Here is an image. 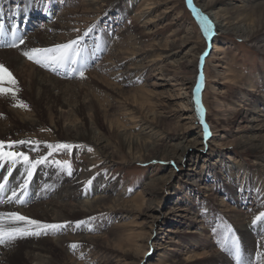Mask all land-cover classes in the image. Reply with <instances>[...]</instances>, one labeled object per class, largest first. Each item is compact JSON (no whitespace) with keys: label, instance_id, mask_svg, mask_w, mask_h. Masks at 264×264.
<instances>
[{"label":"bare ground","instance_id":"obj_1","mask_svg":"<svg viewBox=\"0 0 264 264\" xmlns=\"http://www.w3.org/2000/svg\"><path fill=\"white\" fill-rule=\"evenodd\" d=\"M73 1L77 3L62 7L56 20L33 30L28 15L52 17L54 0H0V23L8 31L5 42L11 41L12 25L25 41L18 48L0 46V63L12 72L18 86L15 96L0 95V140L68 143L91 149L71 175L54 163L37 165L26 202L0 204V211H16L44 223L68 222L57 232L0 245V264H231L221 249L213 248L210 223L202 215L210 212L222 215L234 227L244 257L254 256L257 244V251L264 252V219L252 226L254 217L264 212V69H257L253 77L239 78L229 98L215 103L213 115L221 118L210 123L206 120L210 106L208 112L197 104V84L202 87L204 83L197 71L201 41L195 40L187 53H181L186 37L160 36L155 23L159 14L152 16L160 0H121V4L119 0ZM196 1L216 24L218 34H232L264 56V0H238L240 6L223 13L215 11L210 2ZM110 7L122 19L131 15L153 38L145 36L144 40L136 33L137 26L130 36L114 34L109 27L104 38L110 46L101 61L97 59L104 48L97 40L92 44L95 48L85 51V65L98 63L83 78L77 74L64 79L67 73L51 74L22 55L30 48L73 39L78 32L74 30ZM232 11L237 12L235 21ZM75 22L82 25L75 26ZM228 44L215 37L212 48L222 51ZM207 62L203 76L210 81L213 76ZM216 65L212 66L215 72ZM221 74L225 83H235L229 68ZM2 86L11 87L6 82ZM19 102L27 107L15 106ZM43 124L50 133L39 135ZM204 125L212 132L208 140ZM233 143L236 150L247 152V159L229 148ZM207 144L215 145L205 153ZM34 146L17 145L14 150L27 152L32 159L49 151L44 143L38 151L31 150ZM51 156L48 159L53 161ZM166 158L180 166L189 161L180 177L183 189L170 184L164 193L162 186L168 176L159 174L146 178L139 195L126 198V191L117 189L119 177L97 172L98 167H110L118 160L148 165L151 160ZM7 174L6 167L0 168V181ZM24 175L23 166L18 165L9 176V189L18 188ZM183 190L189 194L181 199ZM8 195L11 191L5 200ZM196 197L207 201L206 208H200ZM156 202L157 208L153 206ZM101 211L130 220L90 231H84V225L76 226L81 218ZM133 218L140 220L131 221ZM73 243L78 247L72 249ZM152 244L157 245L153 257L147 253ZM81 254L87 259L78 260Z\"/></svg>","mask_w":264,"mask_h":264},{"label":"rangeland","instance_id":"obj_2","mask_svg":"<svg viewBox=\"0 0 264 264\" xmlns=\"http://www.w3.org/2000/svg\"><path fill=\"white\" fill-rule=\"evenodd\" d=\"M31 1L34 2L36 0H31ZM69 1L70 2L68 3V2H66V0H54V3H55L54 4V14L50 18H47V17L39 18L38 15L36 16L35 14L34 15H32V14L28 15V16L32 17V19H29L30 22L33 24L32 29L33 30L43 29V27H45V25L51 23L53 18L56 20V17H57L56 14L59 13V11H60V9H62V7L67 8L69 5L72 6L73 4L77 3V1L76 2L73 0H69ZM171 1L172 0H164V1L160 0V4L152 12L153 17L156 15V13L159 14V16L155 19V21H157L155 23H157V25L159 26L158 31L160 30L157 33H160L161 37H163V36L165 37L169 34L174 35V36L176 35L180 38L186 37L184 39V43H183L181 50H180L181 53H185V52L187 53L189 50V47L191 46V44L195 40L199 39L201 41L202 47L199 51L200 55L199 56L197 55V59L199 61H201L200 58L202 55L204 56V59H203V61H201L197 71L201 75L200 78L202 77L201 80H203L204 83H203V86L201 87V89L199 90L200 96H199L198 100H199V104L204 106L205 109L207 108L208 112H209L208 106H210V114L207 115L208 118L206 120H208L211 123V121L217 120L218 118L219 119L221 118L219 116L215 117L213 115V110H215V103L217 101L222 102L226 98H229V96L231 95L230 92L233 93L235 88H237L239 78H244L245 76L253 77L255 75V73L257 72V69H259V68L264 69V60H263L264 56H262L257 51H254L251 47H249L246 44L245 41H243L240 38H235V36H233L232 34H228V33L218 34L216 24H214L211 17L201 9V7L198 5L196 0H192L193 6L199 12L206 15L209 18V20L212 22V28L209 31L207 36H205L204 31L202 30L196 16L193 14L192 9L186 3V0H177L178 3L175 5L172 4ZM122 2H123V0H122ZM204 2L212 3L214 10L219 11L220 13H223L224 11H228V9L231 8V6L232 7L235 5L240 6L242 4L238 0H204ZM118 4H121V0H119ZM10 5H12V4L10 3ZM1 8L3 10H5L6 6L2 5ZM108 9H109L108 12H106V10L103 11L104 13H102L99 16L97 15L96 18H94L91 22L84 25L77 32V35H83L85 33V31H87L90 27H92L94 25V27H92V31L89 32V34L84 38L83 46L85 47V51H88V49H89V51H91L92 48L96 47L93 45H95L96 42L98 41L99 46L104 48V49H101V51H100L101 57H99V59H97V60H99V62L101 61V58H103V56L105 54V53H103V51H105V49H107V47L109 48V46H110L108 44V42L105 41V38H104L105 37L104 33L107 32L109 27L114 30V34H115V32H117L118 34L125 33L127 36H130V33H134L133 28H135L137 26L136 33L139 36L144 37V40L153 38V34L151 35V34L147 33V30L145 29V27H138L140 22L139 21H138L139 23L136 22L131 15H128V17L126 16L124 19H122L120 14L118 13V11H116V10L113 11L111 7ZM163 9H164V12H162ZM231 14L234 15V16H232L233 17L232 20L235 21L236 16H237V12L232 11ZM75 17H76V15L73 16V18H75ZM73 25L79 27L82 24L79 22H75ZM186 32H188L187 35H186ZM74 33H76V32H74ZM256 34H259V33L257 32ZM77 35L73 39H75L77 37ZM145 36L147 37V39H145ZM187 37H189V38H187ZM215 37L222 38L223 41H226L227 43H229L228 47H225L222 51H220L217 48H212V42H213V39ZM141 39L143 40V38H141ZM95 40H97V41H95ZM47 47H50V46H47ZM38 48H44V47H38ZM205 53H207V54L204 55ZM188 54L190 55L191 52ZM261 57L263 59H261ZM206 59L209 60V62H207L208 63L207 65L209 67L208 70H210V75L213 76L212 80H210V81H207L205 79V77L203 76L204 70L206 69V64H205L206 62L204 63V61H206ZM97 63L96 62H90L89 64H87L86 67L84 68V72L94 69V67ZM213 65H216V66H214L216 68L215 69L216 72L213 71L214 70L212 67ZM228 68L235 74V78H234L235 83L233 85L232 84L229 85V84L225 83L224 81L226 79L221 74V71L226 70ZM47 71H50V70H47ZM217 71H219L220 73ZM50 73L53 74L54 72L50 71ZM52 76L56 77V75H52ZM75 76L74 75L63 76V78L64 79L65 78L73 79V78H75ZM206 87H208V89ZM204 94L206 95V99H205ZM173 107L175 108V104L173 105ZM211 110H212V112H211ZM218 121L220 122V120H218ZM211 128H212V126H211ZM47 133H50V132H49V128L46 126V124L41 125L37 131V134H39V135H44ZM211 134H212V132L210 133V136H211ZM189 135L190 136H193V135L198 136V133L197 134L191 133ZM208 138L209 137H207L206 139L208 140ZM71 145H74V144H71ZM214 145L215 144H207L204 152L205 151L206 152L212 151L214 149ZM235 147L236 146L234 143H233V145H229L230 149H233ZM88 149L89 148L86 146H81L79 148L73 147L70 152L68 150L53 152L51 159L53 161H56V160L70 161L71 162V170H74V169H77L79 161H81L84 158L86 150H88ZM235 150H236V148L233 151H235ZM189 151H191V150H189ZM235 152H237V154L240 157H244L245 159H247L248 154L245 150L237 149ZM201 160H199V164L202 162ZM118 161H117V163H115L114 165H112L110 167H103V168L101 166L98 167L97 172H101L104 176L113 175L114 177H119L117 189H121V190L126 191V193H125L126 198H130V197L139 195L140 193H138V189L141 188V185L144 183L146 178H150L154 175H159V174L168 176L165 184L162 186V190L164 191V193L166 192V190L168 189L170 184L173 186H176L177 188L182 187V189H183V186L180 182L181 181L180 177H182L184 175V173L186 172V169L188 167L187 164L189 163V161L188 162L186 161V163H184L182 166H180L177 164V162L175 160L167 159V158L164 160H155V159L151 160L148 163V165L143 164V163H140V164L139 163H133L131 165H127V164H122L121 162H118ZM199 168L202 170V166ZM206 177L210 178V175L207 173ZM194 179H195V177L191 178V181L193 182ZM206 180H208V179H206ZM194 183H196V182H194ZM185 193L189 194L188 191L185 192L183 190L182 195H180V196H182L181 199H183V194H185ZM191 194H193V192ZM195 201L200 205V208H206L207 201L205 199H201V198L196 197ZM158 204L159 203L156 202L153 204V206L155 208H157ZM162 207L163 206L161 205L160 209H162ZM107 214H108L107 212L101 211V212H96L92 215L85 216V217L81 218L80 221L85 222L83 224L84 225L83 230L84 231H90L89 228H91V230H97V229H100V227H102L105 224H106V226H110V225L114 226V225L119 224L120 221L128 222L130 220L128 218H126V219L123 218L122 216H120V214L116 217H114L113 215L107 216ZM202 215L206 218L207 224L210 223L209 232H210V235L212 236L211 241L213 243V248L221 249L219 242H223L225 238H224L222 232L218 235L216 232L213 231V229L219 230L224 225H229V224H227L225 218L222 215H219L218 213L210 212L207 214L202 213ZM139 217H141V216L139 215ZM121 219H124V220H121ZM133 220L139 221L140 218H133L131 221H133ZM230 226H231L232 230H234V227L231 224H230ZM144 230H146V229H144ZM157 231L160 233L159 230H156V232ZM142 233H143V231H142ZM233 233L237 238L239 237L238 234L235 233L234 231H233ZM162 236L164 237V235H162ZM228 239H230V237ZM158 242H160V241H158ZM239 242L241 244L240 238H239ZM156 246H157L156 244H154V245L152 244V246L151 245L149 246L147 253H149L150 256L155 254L154 250H155ZM258 249H259V247L257 244V248L255 249V255L254 256L250 255L248 257H244V259L246 261H248L249 264H256V263L259 264V262L257 261V258H256V253L258 252L257 251ZM96 251H97V248L94 247L93 252H96ZM222 252H224V251H222ZM223 254L226 256V258L228 260H230L231 264H235V261L231 257L226 255L225 252ZM77 259L78 260H86L87 256L84 254H81V257H78ZM78 260H76V261H78ZM148 261H149V259L146 260V263H148Z\"/></svg>","mask_w":264,"mask_h":264},{"label":"snow or ice","instance_id":"obj_3","mask_svg":"<svg viewBox=\"0 0 264 264\" xmlns=\"http://www.w3.org/2000/svg\"><path fill=\"white\" fill-rule=\"evenodd\" d=\"M188 6L192 9L193 14L196 16L205 36L208 35L212 28V22L203 13L199 12L192 3V0H186ZM94 27V25L92 26ZM90 27L83 35H77L75 39H70L65 43H58L50 47L44 48H30L22 53L29 61L40 65L56 74L61 72L69 75H79L84 77L85 62L84 53L85 47L83 46L84 38L92 31ZM79 31V30H74ZM8 35V31L3 23H0V46H7L18 48L25 43L24 39L18 33L16 26L12 25L11 41L5 42V37ZM205 53L204 55H206ZM203 61L204 56H201ZM202 78V77H201ZM6 82L11 87H3V83ZM200 84H197V91L200 89ZM18 91L17 81L12 72L2 63H0V95L2 96H15ZM199 105V100H197ZM19 107H27L23 102H19ZM201 123L203 121L201 120ZM204 135L207 138L210 135L207 125H204ZM44 143L45 147L49 149L46 155L38 156L36 159H32L27 152L14 150L17 145H35L32 147V151H38V146ZM73 147H77L68 143H56L55 145L33 141V140H0V168H7V175H3L2 181H0V204L4 203H17L24 204L25 196L27 195L29 182L32 179L33 173L36 170L37 165L54 163L62 170H66L68 175H71V162L70 161H50V157L53 152L68 150L69 152ZM91 151V149H89ZM18 165H22L26 175L23 176V182L19 184V187H12L9 189L8 181L12 171L17 168ZM90 183V181H89ZM11 191V195L7 196L5 200V194ZM18 193H21L19 196ZM264 219V212L259 213L252 220V226H256L258 221ZM84 221H77L76 226L80 227ZM68 226V222L64 223H44L39 220H35L24 216L16 211H0V245H8L17 240L31 235L40 236L42 234L47 235L49 232H57ZM91 230V228H89ZM218 235L222 232L224 241L219 242L220 248L229 257H231L235 264H249L244 259L243 250L238 238L234 235L230 225H224L222 228L213 229ZM230 237V240L228 239ZM72 249L78 247V244L73 243L70 245ZM257 261L259 264H264V252L256 253Z\"/></svg>","mask_w":264,"mask_h":264}]
</instances>
